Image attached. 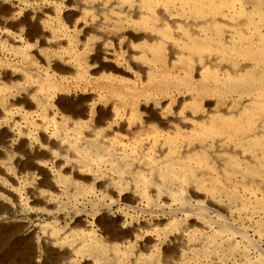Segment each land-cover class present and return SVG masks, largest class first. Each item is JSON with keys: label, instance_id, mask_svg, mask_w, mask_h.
<instances>
[{"label": "rangeland", "instance_id": "rangeland-1", "mask_svg": "<svg viewBox=\"0 0 264 264\" xmlns=\"http://www.w3.org/2000/svg\"><path fill=\"white\" fill-rule=\"evenodd\" d=\"M158 1L152 12L149 11L145 0H0V19L13 23L20 22L16 31H13L18 35L16 47L11 48L0 44V72L4 69H11L16 71L19 77L11 83H1L0 85L4 86L6 84L7 87L3 88L11 89H6V91L9 90L8 96L11 95V97L14 94L18 95L20 93L21 95L28 93L34 103V107L27 111L26 116L20 114L13 116L11 112L0 111V264H84V262L85 264H95L93 259L88 258V256L86 258L85 255L87 253L78 254L74 252L76 247L84 248L82 251H86L88 250L86 247L91 245L99 243L105 245L107 242L105 240L109 235H117L118 232L122 233L123 230H129V236L118 245L117 253L114 252L116 255L110 256L113 259H108L107 256L99 254L100 259L105 261V264H264V178L260 177L263 173L260 175H248L245 178L239 174L229 178L224 175L225 171L224 173L221 171L224 169L230 170L231 167L233 170L235 163L231 158V153L234 152L239 157L238 163L240 167H238L240 170L246 168V162L249 159L252 163H255L254 161L257 160L255 168H258L260 171L264 170V168H261L264 165V158H261L262 155L259 150L264 149L263 113L259 111L257 112L258 115L256 113L253 118L254 131H249L250 136L258 134L259 138L257 137V139L262 140V142L257 144L254 152H251L247 148L248 146L241 144L246 143L245 138L242 142H239L238 139H235L236 142L228 141L225 137L201 140L202 138L190 132L192 130L191 127L189 129L185 127L186 130L184 132L186 133L183 134L179 147L183 146L180 149L182 150L181 152L187 153L185 156L180 153L179 155L178 153L176 154L177 157L180 156L178 157L179 164L176 161L179 165L176 166V169L180 170L181 164L187 168L192 166L190 168L193 170L192 181L194 179L200 181L201 179H206L210 181V172L206 166L200 165L199 167L197 161L191 159L195 155L207 151L216 166L220 168L216 172V175L218 174L217 178L215 176L216 180L210 181L213 183L206 181V184L216 186L218 192L215 198L204 192L201 193L200 198L193 199L186 193L178 191L175 193L174 198L172 195L167 197L169 199L167 206L164 205L162 199L157 197H154L152 205H149L150 203L147 198L140 196L141 194L139 193H142L141 190H143L145 179L140 174L131 175L134 183L138 185V191L133 189V192L138 195H136V199L129 196L124 197L123 200H119L118 197L111 200L106 191L97 192L93 190L94 193L89 194L90 191H87L89 189L88 185L98 180L91 174H89L91 179L89 181L91 182L80 183L81 186H77L78 191L76 190L75 193L70 192L69 189L68 191L65 184H61L56 180L59 178L58 172L61 167H64L67 160L75 163L81 161V158L78 155L75 157L73 152L67 153L68 159L63 153L61 155L57 152L49 153L43 147L41 148L37 141L38 130L43 129L49 135H52L54 131L61 130L62 133L67 131L66 134L71 135L70 133L74 131L73 129L79 128L70 125V129H68L67 121L61 120L66 116L65 111H68V109L72 112L74 111L73 113H82L83 115L79 117L78 121L88 123V125L89 123L95 125L96 118L103 112V116L101 115L103 117V124L98 127V130H108L112 124L113 126L115 125L116 120L122 117L126 119L130 117L131 102L128 99L124 101L121 99V101L119 98L107 96L103 92L100 93L98 91L96 93L94 91L93 93L91 90L90 93H86L87 96H90V99L85 102H75L71 96L62 98L61 104L63 103V106H60V109H62L60 111L57 106L53 105L51 96L48 98L38 88L39 84L44 83L45 79H47L43 75L48 68L49 63L47 62L54 60H60L61 64H64L63 66H69L68 68L73 70L65 74L64 78H60L61 75L58 76L55 81L61 83L62 88L66 91L69 88H74V82L78 78L77 73L80 71L79 64L74 60L77 57L76 55H81L83 58H89L90 60L92 55L97 54V47L103 43L102 38L105 35H113L111 33L115 34L119 32L120 28L124 27L121 31H127L128 27L134 26V22L149 27L156 23L160 28L164 23H167L171 32V37H167L162 31L157 32L152 31L154 29H149L150 37L132 42V47L136 51L133 56L138 58V63L142 66L139 70L136 68L127 70L128 65L123 64L119 49L116 48L117 46H111L110 43L106 47L104 45L102 47L101 45L103 52L108 48L105 52L109 54L106 61L108 63H115L127 70L132 80L139 78L146 80L150 74L157 80L162 79L160 73L162 70L161 65L150 59L153 46L157 41L164 43L165 53L167 54L166 66L173 73L168 81L172 85H176L187 75L186 68L179 60L180 55L183 53L182 43L179 39L183 37L181 26L188 25L190 30L192 29V32H195L196 36L202 35L203 32L200 31L199 26L192 23V17L187 14L188 9L182 5L180 0L175 1L174 6L170 10L165 6L166 0ZM226 6L221 9L223 13L221 16L226 15L224 16L225 18L218 16L220 23L223 22L226 26L228 23H231L229 20L233 22L238 21V23L245 21L246 16H242L239 13L240 4L238 2L234 5L227 4ZM248 7L249 9L252 8L251 6ZM255 17L258 20V17ZM233 19L237 20L234 21ZM114 25H118L120 30L114 28ZM65 27H67V30ZM93 29L99 35H95L96 33L92 32ZM86 30H90V34H87ZM233 31L230 27L226 28L224 34V37L225 35L226 37L222 38L224 39L222 44L223 42L224 44L232 42V39H235L236 36ZM247 31L249 34H252V30ZM29 33H32L34 37L31 40L27 39L29 40V47H26L25 38L28 37ZM253 41L257 43L256 38ZM118 43L116 41V44ZM225 46L228 47L229 44ZM228 53L227 58L230 56L229 58L231 59L233 53L231 50ZM28 54L32 55L31 59L25 57ZM142 55L145 56V60L141 59ZM102 57L101 59L104 60L105 55H102ZM229 58L228 60H230ZM236 59L245 68H252L258 73L264 70L260 64H255L251 61L249 63L248 61H244V63L243 59L239 57ZM206 63L207 67L214 65L219 70L224 69L229 72L235 70L237 65H233V62H223L214 55L207 57ZM258 65L260 66L257 67ZM197 66L198 63L195 64V67ZM204 71L205 69L196 73L195 84L203 83L202 73ZM53 73L55 71L51 72V74ZM103 73L94 75V78L100 79ZM220 76L221 78L223 76L221 72ZM205 82L213 86L221 85L217 84V81H209L208 79ZM92 89L96 88L92 87ZM181 94L177 91L174 93V96H177L174 102L165 96L152 98L153 100L150 99L149 101L142 97L141 102L142 104L149 102L151 108L159 102L158 104L164 106V112L157 108L159 107L157 104L158 106L155 111L158 115H169L168 112L173 110L175 112L174 115L180 119L181 123L184 121L187 125L191 126L193 125L191 120L181 119L187 114H193L191 110L192 95L186 93L181 96ZM62 100L64 101L62 102ZM211 100V103L205 105L203 112L199 114L207 120L218 111L224 114L229 113L245 117L242 115L253 109L250 97L243 96L240 98V96L228 94L225 96L223 104L217 103L215 99ZM94 104L103 107V111L93 114ZM169 108L173 109L170 110ZM144 116L148 117L150 113L145 111ZM115 117L118 118L115 119ZM189 119H191L190 116ZM139 130L141 133L146 131L138 129L136 139L129 137V139H125L122 144H119L115 148L114 152L116 154H114V159L117 162L118 160L122 161L123 163L121 164L126 166L125 169L131 167V164L132 167L128 168L129 171L133 170L137 164L151 169L149 167V163L152 162L150 160L151 156H155L154 159L160 163H167L171 157L173 158V155L170 153L171 151L168 149L170 138L167 139L165 134L161 137L159 135L160 141L158 146L156 150L151 151L149 149L151 147L150 144L156 136L148 134L147 136L142 135L140 137ZM189 139L193 141L190 142ZM142 141L144 142L141 145ZM137 143H139V146ZM24 150L25 155L31 154V157L36 152L41 153L44 151L42 153L46 152L47 154L41 155L39 158H32L27 163V157L22 156L24 155ZM118 153L120 156H118ZM225 153L227 154L223 155ZM122 155L124 156L122 157ZM105 156L109 157L108 155ZM228 157L233 161L228 160ZM18 158H21L23 163L26 164L24 170H18ZM160 158H163V160ZM244 159L245 161H243ZM227 161L234 163V165L231 163L228 165ZM32 164L38 169L33 170ZM104 167L102 166V172H108V174L111 173L112 175L113 172L106 167L107 171H105ZM107 178L105 177L102 180ZM214 182L217 183L215 184ZM174 186L171 187L175 189L176 186ZM259 187L262 189L259 190ZM39 190H43L42 193H39ZM114 200L119 203H113ZM130 200H133V203ZM163 205L166 208H163ZM186 213L200 218L204 222L199 220L198 226L188 227L186 225ZM116 214L119 216H116ZM58 217L63 218L60 219ZM113 220H119L117 221L119 224L115 221V225L120 226L122 224V227H118V229L114 228L112 226ZM71 226H73L72 229ZM222 228L229 232H224ZM234 233H236L235 236ZM60 237L67 239L65 240L64 248L58 242ZM68 245L71 249L67 248L69 247ZM259 247L261 250H259ZM66 251L71 252V257L65 255Z\"/></svg>", "mask_w": 264, "mask_h": 264}, {"label": "bare ground", "instance_id": "bare-ground-1", "mask_svg": "<svg viewBox=\"0 0 264 264\" xmlns=\"http://www.w3.org/2000/svg\"><path fill=\"white\" fill-rule=\"evenodd\" d=\"M175 1H178V0H166L165 2L166 8L170 10V8L174 6ZM180 1L182 5L186 7V9H188L187 14L190 17H192V23H194L196 26H199L200 31H202L203 34L202 35L199 34L198 36H196L195 32H192V29L190 30L188 25L181 26V29L183 31L182 32L183 37L179 39L181 40V43H182L183 53L180 55L179 60H180V63L186 68L187 75L181 81H179L178 84L176 85H172L171 82L168 81L172 77L173 73H172V70L168 66H166L167 54L165 53V47L162 41L160 42L157 41V43H155V45L153 46L152 55L150 57L152 61L159 63V65H161L162 70L160 73H161L162 79L157 80L153 77V75L150 74L146 78V80L144 78L132 80L130 78L131 77L130 73H128L127 71L128 69L133 70L134 68L139 70L142 67L138 63V58L133 56L135 55L136 51L132 47V42L134 40L147 39L148 37H150V34L148 32L149 29H154L152 31H157V32L162 31V33H164L167 37H171L170 28L167 23H164L160 28L158 27V25H156V23H154L151 27H149L147 25H140L138 22H134V26L131 27L132 26L131 25L130 27H128L127 31H124V30L121 31L124 27L120 28L121 29L120 30L118 25H117L118 27L114 25V28H118L120 31L117 29L119 32L115 34L111 33L113 35L104 34L105 36L104 38H102L103 43L97 47L98 48L97 54L92 55L90 57V60L89 58H85V57L83 58V56L81 55H76L77 57H75L74 60L79 64L78 66L80 67V71L77 73L78 78H76V81L74 82L75 87L72 89L69 88L67 91L62 88L61 83H57L55 80L60 75H61L60 78H64L65 74L73 70H71V68H68L69 66L68 67H66V65L63 66L64 64L62 65L60 60H54V61L47 62L49 63L48 68L46 70V73L43 74L45 77H47V79H45L46 81H44V83L39 84L38 88L43 93H45V95L48 98L51 96L53 105L57 106L60 111H62V109H60V106H63L62 105L63 103L61 104L62 98L71 96L73 98L72 100L75 102H85L90 99V96H87L86 93H90L91 90L93 91V93L94 91L96 93L99 91L100 93L101 92L105 93V95L107 96L116 97V98H119L120 100L122 99L123 101L125 99H128L131 102L130 117L127 119L122 117L121 119L116 120L115 125L113 126L112 124L110 128H108V130H98V127H100L101 124H103V119H102L103 117H101V115L103 116V112H102L103 107L97 104H94L93 106L94 111L92 113L95 114L96 112H99V113L102 112L96 118L95 125H92L90 123L88 125V123H85V122L83 123V122L78 121L79 117H81L83 114L73 113L74 111L72 112L70 109H68V111H65V112L69 115L67 116V114L65 113L66 116L63 117L61 120L67 121L68 129H70V125H72L73 127L77 126V128L79 127L78 129H73L74 131L71 129L73 131L72 133H70L71 135L66 134L67 131L62 133L61 130L54 131L52 135H49L43 129L38 130V133L36 132L37 137H38L37 141L39 142L41 148L43 147V149L46 150L47 152L49 153L57 152L60 155L63 153V155L65 154L66 156H67V153L73 152V155L75 157H77L78 155V157L81 158V161H77L75 163H71L69 162V160H67V163L65 165L63 164L64 167H61L60 171L58 172L59 178L56 180H58V182H60L61 184L62 183L65 184V186L67 187V190L69 189L70 192L72 191L75 193V191L78 189L77 186L79 187L81 186L80 183L91 180L89 177L90 176L89 174H91L98 180H96L97 182L94 181L96 183L92 182L91 185H88L89 189L87 191L88 192L90 191L89 194H93L94 191H97V192L106 191L108 195L110 196L111 200L115 199V197H118L119 200L120 199L123 200L124 197H129V196H131L133 199H136L137 194L133 192V189L138 191V185L134 183V180H132L131 175L140 174V175H143L145 179H144L143 190H141L142 193H139V194H141L140 195L141 197L147 198V200L150 203L149 205H152L151 203H153L152 202L153 198L157 197L159 199H162V202L164 203V205L167 206L169 203V199H167V197L169 195H172V197L174 198L175 193L178 191L181 193H186L193 199L200 198L201 193H204V192L207 193L208 195L209 194L212 195L215 198L218 192V188L216 186L207 185L206 179H201V181L196 180V179H194L193 181L191 180V177L193 178V170L190 169L192 166H190V168H187L186 166H182L181 164L180 165L181 169L180 170L176 169V166L179 164L178 157H180V156L177 157L176 154L178 153L179 155L180 153V154H183V156H185V154L187 153V152L185 153L181 152L182 150L180 149H182L183 146L179 147L180 140L181 138H183L182 137L183 134L186 133L184 132L186 130L185 127H188V129L189 127H191L192 130L190 132L195 133L196 136L202 138L201 140H210V139H214L217 137L219 138L225 137L228 141H235V139H238L239 142H242L245 138L246 143L245 144L241 143V144L244 146H248L247 148H249L251 152H254L256 150L255 147L257 146V144L262 142V140L257 139L258 134L250 136L249 131L253 130V118L256 115V113L259 111L260 113L264 114V70L261 69L263 71L258 73L257 71H254V69L252 68H245L242 66L241 62L237 60L236 58L239 57L243 59V62L248 61L249 63V61H251L252 63L254 62L255 64H260L264 68V0H180ZM156 2H159V1L158 0H145V3L149 11L153 12ZM236 2L240 4L239 13L242 14V16L244 15L246 16L245 21L238 23V21L233 22L232 20H229L231 21V23H228V25L225 26V24L223 22L220 23L218 19V16H221L223 14L221 9L224 7H227L226 6L227 4L234 5L236 4ZM248 6H251L252 8L249 9ZM224 16L226 15H223L221 17H224ZM255 16L258 17V20L255 19L256 18ZM19 25H20V22L13 23V22H8V21H3L0 19V44L6 45L11 48H15L16 44H18L17 42L18 35L16 32H13V31H16ZM121 27H122V24H121ZM227 27L232 28L236 36L235 39H232V42L226 43V44H229L228 47L225 46L226 44H224V42L222 44V41L224 40L222 38L226 37V35L224 37V34H225ZM65 29L67 30V27H65ZM95 29H93L92 32L96 33L95 35H99L97 32L99 30L96 29L97 30L96 31ZM247 30H252V34H249ZM86 33L90 34V30H86ZM33 37L34 35L32 33H29L28 37L25 38L26 40L25 42L27 43V46L25 45L26 47H29L28 41L31 40ZM254 38H256L257 43L253 41ZM116 41H118L119 43L116 44ZM109 43L111 46L115 45L117 46L116 48L119 49V52H120L119 54L121 56L120 58L122 59L123 64L128 65L127 70H125L121 66L116 65L115 63H110V62L108 63L106 61V58H108L109 54H107L108 52L107 53L105 52L108 48H106V50L104 49L105 52H103L101 45L102 47L103 45L104 47H106V45L108 46ZM229 50H231L233 53L231 59L229 58L230 56H228L230 60H228L227 58V55L229 54L228 53ZM102 55L103 56L105 55L104 60L101 59L103 58ZM213 55L218 57V59L222 60L223 62H228V63L233 62V65L237 64L236 69L231 70L229 72L224 69L219 70L215 68L214 65H212L211 67H207L206 59L207 57H211ZM31 56L32 55H29V54L25 55V57H27L28 59H31L32 58ZM141 59L145 60V56L142 55ZM196 63H198L197 67H195ZM260 65H258L257 67H259ZM203 69H205L204 73H202V77L204 80L203 83L195 84L194 82H195L196 73L197 72L199 73ZM53 71H55V73L51 74V72ZM101 72H104V73L100 77V79L99 78L95 79L94 75L101 73ZM220 72H221V75H223L222 78L220 76ZM136 75L138 76L137 72H136ZM18 77L19 75L17 74L16 71L11 70V69H4L2 70V72H0V84L1 83H11L15 81ZM207 79L209 81L211 80L217 81V84H221V85L213 86L209 84L208 82H205ZM5 86L6 84L4 86L0 85V106H1L0 111L3 110L6 112L7 111L11 112L13 116L16 114L26 116L27 111H29L30 109L34 107V103L31 100V96L28 93L21 94V95L20 93L18 95L14 94L13 97H11V95L8 96V92L11 89L6 88V89H9L8 91H6V89L3 88ZM92 87H95L96 89H92ZM2 89H5V90H2ZM176 91L178 93H182L181 96H183V94L185 95L186 93H189L192 95L193 102L191 103L192 105L191 110L193 114H187L185 115V117L181 119V120H187V119L191 120L193 122V125L191 126L187 125L184 121L183 123H181L180 119L176 115H174L175 112L171 110L173 108L171 109L169 108L171 110L168 112L169 115L163 114L162 116V115H158L155 111L156 107L159 105V107L157 108L161 110L162 112H164V109H163L164 106L162 104H158L159 103L158 102L156 103L155 106H153V108H151L149 105V102H147V104H142L141 102L142 97L146 98L149 101L152 98L162 97V96L172 99V101L174 102L176 101V97H177V96H174V93H176ZM228 94L237 95L238 97L240 96V98L243 96L250 97L251 103L253 105L252 111L250 110L244 113V115L242 116H245V117H241V115L238 116L236 114H233V115L229 113L224 114L223 112L218 111V112H215V114L212 115L209 118V120L199 115L201 112H203L205 105L207 104L209 105L211 103L212 101L211 99H215L217 103L223 104L224 98ZM97 96L99 95L97 94ZM63 101L64 100H62V102ZM160 106L162 107L160 108ZM109 109L111 108L109 107ZM145 111L147 113H150V116L148 117L144 116ZM46 114L48 113L46 112ZM189 116L191 117V119H189ZM117 118L118 117H115V119ZM138 129L146 130L144 131V133H141V131L139 130L140 137L142 135L147 136L148 134H152L156 136L153 139L154 141L150 144L151 147L149 149H151V151L156 150V147L158 146V143L160 141L158 138L159 135H160L159 137H161L162 135L164 136L165 134L167 136V139L170 138L168 149L169 151H171L170 153L171 155H173V158L172 157L171 159L168 158L170 160H168L167 163H163V162L160 163L158 162V160L154 159L155 156L154 157L149 156L150 160L152 161L151 163L148 162L149 167L151 169H148L146 167L145 168L141 167V165H138V164L137 166L131 160V162L135 165V168H133V170L130 169L131 171H129L128 168L132 167L131 162H129L131 164V167L126 168L128 169L126 170L125 169L126 166L121 164L123 163L122 161L118 160L117 162L114 159L115 158L114 154H116V152L114 151H115L116 146H119V144H122L125 139H129V137H133L136 139L137 138L136 133ZM140 140L139 142H141ZM189 141L191 142L193 140L189 139ZM134 142H137V141H134ZM143 142L144 141H142L141 145L143 144ZM137 144L139 146V143ZM259 150L261 151V155H262L261 158H264V149L262 148ZM39 151H42V150H39ZM42 152L41 153L36 152V154L32 155L31 157V154L25 155L26 153L24 150V155L22 156L27 157L26 161L28 163L32 158H39L41 155L47 154L46 152L45 153H42ZM227 153L223 155H226ZM231 154H232L231 158L234 161L230 160L229 157H228L229 158L228 160L233 161L235 163V166L233 170H232V167L230 170L228 169L221 170L223 171V173L225 171L224 175H226V177L232 178L233 176H237L240 174L242 177L245 178L248 175H260L261 173H263L260 175V177L264 178V170L260 171L258 168H255V164L257 163V160L254 161L255 163H252L251 160L249 159L246 162V168L243 170H240L239 168L240 164L238 163L239 157H237L238 155L236 156L237 153L234 152ZM105 155H108L109 157ZM52 156L53 155L51 154V157ZM118 156H120L119 153H118ZM123 156L124 155H122V157ZM210 157L211 155L207 151H205V152H201L195 155V157H192L191 159H194V161H197L199 167L200 165L206 166V168L210 172L209 180L215 181L216 180L215 176L216 178L218 176V174L216 175V172H218L220 167L218 168L215 162L213 161V159ZM66 158L68 159V156ZM161 160H163V158ZM17 161H18V165H17L18 170L19 169L20 171L24 170V167L26 164L23 163V160L21 158H18ZM176 161L178 164L176 163ZM230 161H227L228 162L227 164L229 165L231 163L234 165V163ZM243 161H245V159ZM102 166L109 168L108 170L113 172L112 175L111 173L108 174V172L103 173L101 170ZM235 167H238V168H235ZM32 168L33 170L38 169L37 167H35V165H33ZM106 168H105V171H107ZM261 168L263 169L264 165L261 166ZM111 176L112 178H110ZM105 177H108V178L105 180H102ZM210 181H207V182H210ZM210 183H213V182H210ZM171 186H174L175 189L172 188ZM261 189L262 188H260L259 190ZM40 191L41 190H39V193H42L43 190L41 192ZM115 201L116 200H114L113 203L118 202V201L116 202ZM164 205H163V208H166ZM203 214H206V213H203ZM116 216H119V215L116 214ZM186 218H187L186 225L188 227L198 226L199 220H201L200 218H196L189 213H186ZM115 221L117 222L119 220H113L112 226L117 229L118 227L121 228L122 224L120 226H116ZM201 221L204 222V220H201ZM74 226L76 225L74 224ZM72 227L73 226H71V229ZM222 230L224 232L227 231L224 228H222ZM129 233H130L129 230L127 231L123 230L122 233L118 232L117 235L116 234L109 235V237L105 240L107 241L105 245L104 244L101 245L98 242L99 244L86 247L88 248V250L86 251H82L84 250V248L82 249L80 247L79 248L76 247L74 252H77L78 254L87 253V255H85L86 258L88 256V258L93 259V262L95 264H105V261H102L100 259L99 254H103L107 256L108 259L112 258L110 256L115 254L114 252H116L118 245H120L121 242H123L129 236ZM235 234L236 233H234V236ZM65 236L67 235L65 234ZM65 240L67 239L65 238L62 239L60 237L58 241L60 242V245L63 246V248L66 242ZM67 248H70V246ZM259 250H261L260 247H259ZM34 251H33V254H34ZM65 255L71 257L72 254L70 251L69 252L66 251Z\"/></svg>", "mask_w": 264, "mask_h": 264}]
</instances>
